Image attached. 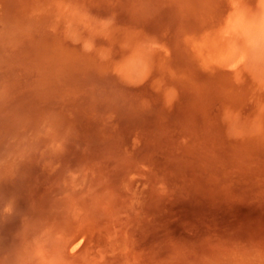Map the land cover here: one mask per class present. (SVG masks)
<instances>
[{
  "label": "rangeland",
  "instance_id": "obj_1",
  "mask_svg": "<svg viewBox=\"0 0 264 264\" xmlns=\"http://www.w3.org/2000/svg\"><path fill=\"white\" fill-rule=\"evenodd\" d=\"M0 264H264V0H0Z\"/></svg>",
  "mask_w": 264,
  "mask_h": 264
},
{
  "label": "bare ground",
  "instance_id": "obj_2",
  "mask_svg": "<svg viewBox=\"0 0 264 264\" xmlns=\"http://www.w3.org/2000/svg\"><path fill=\"white\" fill-rule=\"evenodd\" d=\"M206 1V0H205ZM204 2V1H203ZM206 5V4H205ZM205 14V13H204ZM201 23V22H200ZM201 25V24H200ZM203 25V24H202ZM199 30H201V29H199ZM200 34V33H199ZM204 35V34H203ZM192 40V39H191ZM193 41V40H192ZM193 48V47H192ZM215 50V49H214ZM203 51V50H202ZM206 51V50H205ZM212 52V51H211ZM210 52V53H211ZM218 53V52H217ZM208 54V53H207ZM206 55V54H205ZM220 60V59H219ZM43 256V255H42Z\"/></svg>",
  "mask_w": 264,
  "mask_h": 264
}]
</instances>
